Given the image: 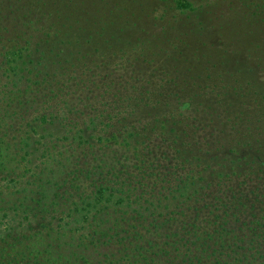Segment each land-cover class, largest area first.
Segmentation results:
<instances>
[{"label": "trees", "instance_id": "1", "mask_svg": "<svg viewBox=\"0 0 264 264\" xmlns=\"http://www.w3.org/2000/svg\"><path fill=\"white\" fill-rule=\"evenodd\" d=\"M181 7L189 10L191 6L183 3L179 9ZM128 10L103 0H0V80L1 77L13 79L14 91L19 93H29L37 85L41 86L43 90L39 95L45 98L43 102L55 103L33 114L27 127L51 137L56 125L63 126L64 131L66 123H71L69 113L76 111L71 106V95L80 85L91 84L102 87L101 94L90 92L87 104L91 106L89 110L98 109L100 115L88 112L86 118L76 116L73 138L62 131L55 133L62 134L58 140L70 138L78 145H89V141L100 144L123 132L124 135H119L121 143L129 147L132 139L134 144L145 148L142 152L148 157L154 147L160 154L171 155L172 160L176 158L179 164L193 165L194 173L200 172V168L204 172L210 170V176L215 175L213 179L234 173L232 161L224 166L221 162L225 157L220 155H232L236 146L226 148L222 138H217L226 128L222 119L224 111L214 108L221 98L217 83L222 79L219 74L215 77L201 75L197 70L200 64H214L209 52H205L212 44L201 43L204 51L198 54L202 49L195 48L191 55L187 50L189 45L183 44L195 37L190 28L181 29L172 41L166 33L148 31L154 37L152 41L149 34L130 24L123 13L118 22L109 18L118 11L127 13ZM184 14L179 12L181 16ZM129 15L132 14L129 12ZM174 18L177 21L176 16ZM141 38L146 39L145 44L141 43ZM119 40L122 46L112 45ZM137 65L144 69H137ZM19 84L25 89H20ZM4 87L0 88V102L7 104L12 99L7 92H1ZM221 89L223 96L226 88L222 85ZM192 113L206 116V121L213 123L212 128L206 131L203 125L206 121ZM104 129L109 130L104 132ZM100 130L101 134L96 133ZM199 131L208 137L198 139L195 134ZM191 133L192 137L187 139ZM3 140L0 137V157L7 154ZM244 145L237 147L250 152L247 144ZM100 146L97 149L104 147ZM142 152L137 155L141 156ZM137 155L133 156L130 168L124 166L122 173L126 175L121 181L112 182L111 186L110 181L104 183L100 175L94 173V165L78 160L66 165L59 163L58 166L65 169L59 179H53L52 173L41 180L40 172L44 168L32 175L35 184H93L91 194L84 197L73 190L81 196L78 199L81 205L78 207L74 202L71 209L76 207L81 213L70 222L74 227L64 232L72 239L75 237L76 246L80 247L79 258H83V254L88 256L90 251L97 253L104 248L113 251L118 247L124 251L125 264H264L263 184L236 190L224 184H195L200 176L195 174L194 178V174H189L185 179L173 177L172 185L162 189L155 184L167 183L165 166H158L156 158L145 160ZM45 157L43 154L42 158ZM207 157L215 160L217 166L226 167V171L215 173L209 164L202 163V159L207 162ZM145 182L150 184L148 188ZM115 184H137V193L129 201L134 206L125 204L129 210L124 211L129 214L112 219L110 226H104L107 220L96 217L100 208L94 206L113 204L115 194L121 196L120 204L123 197L132 195L130 188L116 189ZM246 195L250 196L248 200ZM52 206L54 202L47 207L34 202L4 208L11 216L8 217L12 222L10 227L21 223L23 219L19 214H23L27 220L22 225L27 223V228L20 232L8 224L5 226V232L0 233V244L3 248L10 246L12 253L7 254L10 259L0 254V259L6 258L0 264L101 263L100 260L88 263L85 259V262L79 259L77 262L78 257L73 256L66 258L62 253L67 250L51 242L37 244L41 239H59V232L64 231L62 227H52L51 216L55 213L39 214L55 211ZM3 213L8 216L5 210ZM63 219L60 217L59 221ZM73 255L76 254L73 252Z\"/></svg>", "mask_w": 264, "mask_h": 264}, {"label": "rangeland", "instance_id": "2", "mask_svg": "<svg viewBox=\"0 0 264 264\" xmlns=\"http://www.w3.org/2000/svg\"><path fill=\"white\" fill-rule=\"evenodd\" d=\"M90 1L92 0H88V2ZM103 1H111L112 4L116 3L125 10L126 8L127 10L129 9L127 13L125 11H118L112 16H109V18L112 21L118 22L122 20L123 17L121 18L120 15L123 13V16L125 15L127 17L129 23L134 24L143 33L146 32L149 34L148 31L151 34L159 33L164 35L166 33L172 41L181 29L185 31H188V28L192 29L191 33H194L192 35L195 37L189 43H183L184 45H189L187 50L191 55L195 48L202 49L197 52L198 54L204 51L200 46L201 43L205 42L206 46L212 44L211 47H207L208 51L205 52H209L214 64H200L197 70L201 75L211 74L215 77V75L219 74V79H222L220 83H217L221 98L218 101L219 105H215L214 108H218L219 111H224L222 119L226 128H224L222 134L217 132V138H222L223 143H225L224 147L226 148L228 146H231V148L236 146L232 155H220V157H225V161L221 162L224 166L225 164L229 165V161H232L234 173H228L227 176L223 175L220 179H213L215 175L210 176L211 171L204 172L202 168H200V172L194 173L193 165L179 164L175 157V160H172L171 155L160 154V151L154 149V147L152 148L151 157H148L145 152H142L145 148H142V145L134 144L132 139L128 142L129 147H125L121 143V137L119 136L123 132L108 142L102 140L100 144H91V141H89V145H78L77 143L74 144L71 142L70 138L67 141L58 140L62 134L55 133L62 132L63 126L61 128L56 125L51 130L55 132L52 133V137L51 134L42 133L40 130H29L27 123L33 118V114L41 112L43 107L55 106L54 101L49 100L48 103L43 102L45 98L39 95L43 90L41 86L37 85L29 93H19L14 91L16 88L13 87V79L5 80L1 77L0 88L5 85L1 92L5 94L7 92V96L12 101L7 104L6 101L0 102V137L4 139L2 141L3 145L6 146V150L4 151H7L5 156L0 157V233L3 234L5 232V226L7 224L8 227H10L9 224L12 225V222L8 218L10 213L6 210L7 207L12 205L23 206L25 204H33L34 202H40L42 206L47 207L54 202V206L51 208H54L55 211L47 210L45 211L47 213L41 212L39 214L55 213L54 216H51L52 227L59 226L64 231L59 232V239H41L37 244L51 242L57 247L65 248L67 251L62 253V255L66 258H71L72 256L73 258L78 257L77 255L80 253V247L76 246L75 237L72 239L68 236L69 233H64L74 227V224L70 222L75 221L81 213L78 209L75 210L76 207H73L74 210L71 209L72 203L74 202L78 207L81 205L78 203V199L81 196L77 195L73 190H76L78 194L84 197V195L91 194V185L93 184H35V179L32 178V175L39 172L41 168H44L40 172L41 180L45 175L52 173L54 175L53 179H59L63 176L65 170L62 169L64 167L58 166L59 163L60 165H66L71 164L75 160L80 162L85 161V164L94 165L92 166L94 173L100 175L104 183L110 181L109 183L111 184L108 185L111 186L113 183L121 181V177L126 175L122 173L125 171L124 166L127 165L130 168L133 165V156L142 152L141 156L137 155L136 157H144L145 160L148 158H156L159 162L158 166H165L164 172H166L165 177L167 183L155 184L156 186H161L162 189L168 187L169 184L172 185L171 179L173 177H183L185 179V176L189 174H194V178L196 176L195 174L201 177L200 180V177L197 179L195 184H206V182H210L211 184H224L228 187L234 186L236 190L238 187L244 189L256 184H263L264 186V0ZM183 3L185 5L189 4L191 6L189 10H193L189 12L188 9H185L186 7L179 9ZM102 11L107 12L105 9ZM129 12L132 15H129ZM179 12H185V14L181 16ZM175 16L177 21H175ZM179 16H181V20L178 19ZM200 27H202L201 30L199 29ZM141 33L139 31V35ZM149 39L153 41L154 37L150 36ZM143 40L146 39H140L142 44L144 43ZM112 45L122 46L121 40L117 43L112 42ZM184 55L187 56L186 53ZM136 68L140 70L144 69V67L139 65ZM97 83L99 84V82ZM24 85L26 86V83ZM24 85L19 84L18 86L24 90ZM222 85L226 88V94L223 96ZM91 87L93 88L90 89ZM101 88L84 83L79 86L74 95H71L73 96L71 106L76 111L69 113L71 114V123L70 125L66 123L67 128L63 131L65 134L68 133L69 137L71 136L73 138L75 135L73 130L76 128L74 126L76 116L86 118L88 112L100 115L98 109L93 111L89 110L91 106L87 104L88 101L90 102L88 99L90 92L95 91L101 94ZM69 97H67V100H69ZM192 114L193 116L196 115L197 118L200 117L203 121L207 120L206 116L204 117L197 113ZM226 118H230L231 122H228ZM99 119L100 117L96 122ZM112 121L116 123V119L113 118ZM117 125L119 126V124ZM203 125H206L204 129L207 131L212 128L213 123L209 124L206 121ZM227 127H231V129ZM107 130L104 129V132ZM205 130L203 131L205 132ZM200 132L195 134L198 139L206 136ZM96 133L101 134L102 131H96ZM191 137L192 133L186 136L187 139ZM56 138L58 140L57 142L55 141ZM245 143L250 148V152L248 150L242 151L241 148L237 147V145H244ZM98 145L104 147L97 149ZM133 148H135V152ZM47 153H51V155H47ZM43 154H46L45 158H42ZM162 154L164 155L162 156ZM207 158V162L202 159V163L209 164L210 169L215 170V173L223 170L226 171V167L221 168L215 164V160L210 161L209 157ZM129 171L131 172L132 169H129ZM156 171L160 172L158 169ZM112 172L114 173L112 174ZM39 182L40 180H38ZM89 185L90 187H88ZM144 185L145 188L150 186L147 182ZM115 187L116 189L130 188V195H132H129V198L123 197L120 204L121 196L119 197L115 194L113 204L104 207L101 203H97L94 206L97 209L100 208V212L96 217H100L105 222L107 220L103 224L104 226H110L112 219H118L122 215L126 216L129 214L125 212L129 210H126L125 204H130L129 201L135 197L138 190L137 184H115ZM249 197V195H246V199ZM130 206L133 207L134 205L130 204ZM101 208H105V210ZM4 210L8 216L5 215L6 213H3ZM82 213H84L83 210ZM19 215L23 219L22 222H26L27 218L25 215ZM60 217L64 218L62 222L59 221ZM255 219L258 218H253L252 220ZM22 222L14 223L15 226L10 228L15 227L17 231L24 232L23 229L25 230L27 228V223H23L22 225ZM76 225L79 226L78 224ZM9 232H11L10 229ZM43 233L41 235H44ZM52 234L53 232H50V235ZM24 247L25 249L28 248L27 246ZM18 248L22 249V246H18ZM73 252L76 254L75 256ZM10 253H12L10 246L3 248L0 244V254L7 258V254L11 256ZM82 256L83 258H75L76 261L78 262L79 259L81 262V260L85 259L88 263L90 261L100 260L101 263L99 264H112V262L125 264V258L123 257L125 256L124 251L118 249V247L113 251L111 249L106 251L105 248L99 249L97 253L90 251L88 256L85 254ZM5 259H0V262H3Z\"/></svg>", "mask_w": 264, "mask_h": 264}]
</instances>
